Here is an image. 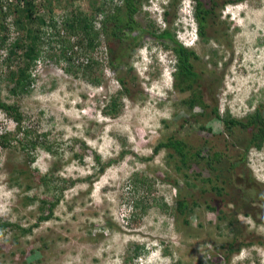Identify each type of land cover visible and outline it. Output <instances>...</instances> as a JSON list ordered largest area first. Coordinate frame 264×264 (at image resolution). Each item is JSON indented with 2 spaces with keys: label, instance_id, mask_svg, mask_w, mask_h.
Masks as SVG:
<instances>
[{
  "label": "rangeland",
  "instance_id": "obj_1",
  "mask_svg": "<svg viewBox=\"0 0 264 264\" xmlns=\"http://www.w3.org/2000/svg\"><path fill=\"white\" fill-rule=\"evenodd\" d=\"M2 1L9 15L0 17V27L7 26L9 45L23 34L13 25L19 0ZM34 1L36 15L47 21L45 26L27 24L44 41L43 57L32 71L35 81L15 94L6 78L0 98L19 107L24 127L41 144L31 154L20 134L10 147L0 145V223L14 225L0 228V264H264V146L245 153L251 130L237 129L232 136L221 120H244L258 109L264 116V0H202L207 7L217 2L216 19L208 40L194 42L198 24L189 22L194 0H140L135 19L147 32L140 31L141 46L124 56L128 96L109 66L105 37L95 56L102 62L91 74L77 68L69 72L67 60L48 58L60 55L52 20L64 33L66 14L91 16L95 3L112 13L121 0ZM168 1L173 4L163 18L160 12ZM165 29L194 43L189 49L198 55L194 64L206 79L201 90L209 109L204 115L198 107L186 108L182 101L188 93L175 87L174 55L154 35ZM2 53L5 58L7 51ZM20 58L11 64L13 70L24 65ZM115 98L119 113L111 116L107 106ZM215 101L221 119L212 113ZM15 130L16 123L0 110V137ZM173 135L193 154L200 148L206 157L223 153L217 168L223 169L226 184L205 182L216 179L204 161L191 162L187 169L171 150L156 152ZM243 159L239 168H230L229 162ZM136 177L150 181L151 188L146 185L138 196L154 205L140 225L131 227L125 216ZM213 186L222 187V195ZM179 189L183 198L192 192L187 200L197 203L184 217L175 212ZM56 200L54 216L39 221L45 215L43 202L47 209ZM136 247L142 248L139 259ZM230 247L237 251L231 253Z\"/></svg>",
  "mask_w": 264,
  "mask_h": 264
},
{
  "label": "trees",
  "instance_id": "obj_2",
  "mask_svg": "<svg viewBox=\"0 0 264 264\" xmlns=\"http://www.w3.org/2000/svg\"><path fill=\"white\" fill-rule=\"evenodd\" d=\"M139 1L140 0H121V6H115L112 13L107 12L105 9L106 7L103 5L97 6L95 3L94 5L92 4L94 14L91 16L83 12H77L74 13V15L66 14L63 26L61 28L64 33L60 32L59 27L52 20L50 28L54 31V35L59 37L57 43L60 45V55L58 56L56 54H48V58L55 60L63 58L67 60L70 63V68L68 69L69 72H72V68H77L78 70L82 69L84 72L91 74L94 70V67L96 65L99 67L100 63L102 62L97 61V57L99 55V49L102 46L101 38L105 37L109 66L117 74V81L122 87L121 93L125 96L130 95L131 88L129 85L130 83L127 81L128 74H126L121 69V67L122 63L125 64L124 56L126 55V52L141 46V34L142 32H147L146 29H142L140 27L139 23L135 19V16L140 11L141 3ZM194 1L196 18L200 27V36L202 40H208V31L211 30L213 26L211 21L216 19L215 7L217 6V2H213L212 7H207L202 0ZM242 1L245 0H226L225 4ZM2 2L3 1L0 0V17L4 18L5 20V18L9 15V12H3L4 5ZM11 2H13V0ZM34 2V0H19V4L15 10L17 16L13 21V25H15L16 31L18 33L22 31L23 34L16 38L9 45L7 37L8 28L5 23H1L0 27V88L3 80L8 78L9 81L13 83L15 94L17 93L16 91L23 92V90H27V88H30L31 84L35 81V79L32 77V71L35 69L37 66L36 64L43 57L44 53V41L41 40L37 33H33V29L29 28L27 25H47V21L44 17L36 15L37 6ZM169 14L170 11L166 13V16H169ZM97 18L102 19L99 22V28H97ZM4 20L2 22H4ZM136 32H140V35H136ZM38 33H40L39 29ZM154 35L158 40H162L165 44V47L171 50L176 57L177 72L175 74V87L181 94L188 93V98H185L182 102L186 108L190 109L191 111L198 107L201 109L202 115L206 114L209 106L205 104L201 90V87L205 84L206 79L203 73H201L203 71H198L196 65L194 64L195 61H199L198 55L194 50L188 49L179 43L170 30H165L163 33H154ZM114 43H116L118 47L116 45V48H114ZM45 44H48V42ZM4 50L7 51L5 58L2 55V51ZM20 57H23L24 65L18 67L17 70H13L11 64L16 59L20 61ZM99 82L100 81L97 80L96 83ZM118 109L119 103L117 99H111L109 105L107 106L109 115L116 116L119 113ZM0 110L3 111L8 117L12 118L16 123V130L14 131L16 133L14 135H11L14 132L6 133L0 137V145L2 147H10L11 142L16 141V138H18L20 134H23L27 140V147L25 148H27L28 152L32 154L31 151H34L38 144H41L40 137H38V135L31 137V131L24 127V117L19 107L5 103L0 98ZM212 113L218 119H221L217 101H215V106L212 108ZM221 120L226 130L229 131L232 136L237 129H242L247 132L251 130V136L245 142V153H247L251 148L255 147L260 149L264 146V116L261 109L256 110L253 115H250L244 120H238L234 118H225ZM161 149L171 150L173 152L171 153L173 154L172 156H178L181 165L187 169H191V162H206L209 170L215 175L214 178L216 181H214L213 178L208 177L205 179V182H208L209 184L223 182L226 184L225 181H222L223 175L221 172L223 169L220 170L217 168V165H219L224 160L223 153L216 152L212 155V157H206L204 154V148H200L196 153L193 154L189 150V146L183 140L177 139L174 135L166 138L165 141H161L156 148V152L160 151ZM48 150L50 151L51 149L48 148ZM30 162H34V157L30 159ZM243 162L244 159L241 162L236 161L234 163L231 162V164L229 162V165L232 170H235L239 168ZM100 170L103 169L101 168ZM195 174L200 176L201 172H197ZM41 180L46 186L49 184L48 178L46 176H42ZM146 185L148 188H151L150 181L148 179L142 178L141 180H138L137 177L131 185L132 187L130 191L132 195L127 202L129 212L128 216H125L128 226L133 227L140 225L142 218L154 205V203L150 202L149 199L145 197V195H139L140 197L138 196L140 190H143ZM27 186V189L31 188V186ZM188 186L198 187V185L195 184H188ZM212 188L219 196L222 195L224 190L222 187L219 188L213 186ZM202 192L206 193V190L202 189ZM192 194L193 193L190 192L189 194L184 195L185 198H183L182 189H179V194L176 197V214L184 217L188 213H192L195 208H197L196 201L191 204L189 200H187L186 196H192ZM58 202L59 200L50 203V207L46 209L45 205H47V203L44 201L41 211L42 213H45V215L40 217L39 221L50 220L54 216V210ZM208 208L213 212L218 210L217 208L211 206H208ZM219 218L221 220L223 219L221 216ZM186 223H188V221H186ZM230 225L234 226V223L232 222ZM13 226L14 225L9 222L0 223V228L3 229ZM109 226H113V224L110 223ZM21 230L24 233L30 231V229ZM224 247L225 245H223L222 248L224 249ZM141 250L142 248L136 247L134 252L135 258L139 257L138 255ZM236 251V249L230 247L231 253Z\"/></svg>",
  "mask_w": 264,
  "mask_h": 264
},
{
  "label": "clouds",
  "instance_id": "obj_3",
  "mask_svg": "<svg viewBox=\"0 0 264 264\" xmlns=\"http://www.w3.org/2000/svg\"><path fill=\"white\" fill-rule=\"evenodd\" d=\"M172 4H173V1H168V2H164L163 3V10L160 12V14L163 16V18H166V13L167 12H169V7L170 6H172ZM191 14L193 13V15L192 16H190V21L189 22H192V23H196V24H198L197 25V27L193 30V35H194V38H195V40H193V42L194 41H196V40H198V37H200L201 38V36H200V31H199V22H198V20H197V18H196V9H195V6L192 8V10H191V12H190ZM191 18H193V20L194 21H191ZM189 26H190V23H189ZM165 30H168V29H165ZM164 30V31H165ZM176 38V37H175ZM179 43H181L184 47H186V48H190V46L192 47L193 45H194V43H186L185 42V39L184 38H179L178 37V39H176ZM173 53V52H172ZM174 55V54H173ZM174 57V61L173 62H171L173 65H171L170 67H173L174 68V73L176 74V72H177V68H176V63H177V60H176V57H175V55L173 56ZM128 212H129V210H128ZM128 216V215H127ZM128 225V224H127ZM140 258V257H139ZM139 258H137V259H139Z\"/></svg>",
  "mask_w": 264,
  "mask_h": 264
},
{
  "label": "bare ground",
  "instance_id": "obj_4",
  "mask_svg": "<svg viewBox=\"0 0 264 264\" xmlns=\"http://www.w3.org/2000/svg\"><path fill=\"white\" fill-rule=\"evenodd\" d=\"M187 26V25H186Z\"/></svg>",
  "mask_w": 264,
  "mask_h": 264
}]
</instances>
